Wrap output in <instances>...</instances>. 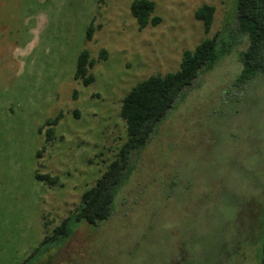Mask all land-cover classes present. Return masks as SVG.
Here are the masks:
<instances>
[{
    "label": "rangeland",
    "instance_id": "obj_1",
    "mask_svg": "<svg viewBox=\"0 0 264 264\" xmlns=\"http://www.w3.org/2000/svg\"><path fill=\"white\" fill-rule=\"evenodd\" d=\"M132 1L0 0V264H257L248 236L264 193V74L232 85L248 44L232 31L236 0H151L160 21L141 29ZM203 4L215 8L208 32L194 16ZM216 34L230 53L132 154L109 219L49 238L126 139V93ZM82 50L94 60L88 84L74 77Z\"/></svg>",
    "mask_w": 264,
    "mask_h": 264
},
{
    "label": "trees",
    "instance_id": "obj_2",
    "mask_svg": "<svg viewBox=\"0 0 264 264\" xmlns=\"http://www.w3.org/2000/svg\"><path fill=\"white\" fill-rule=\"evenodd\" d=\"M154 3L151 0H133L130 3V12L138 23V28L147 24H157L159 17L152 16ZM236 28L232 31L237 37L245 36L248 44L237 54L241 63V70L233 81V87H242L259 74H264V0H236ZM215 8L209 4L198 7L194 16L202 21L203 29L208 32L213 22ZM94 27L92 22L87 27L86 39L92 38ZM217 34L211 38L202 39L193 50L182 52L179 68L164 75L156 74L147 77L132 87L124 96L120 107V116L125 122L126 139L114 151L113 159L106 170L96 180L95 184L85 189L81 195L79 206L72 215L64 218L54 228L49 238H68L72 234L70 222L82 221L96 226L111 216L115 197L119 188L127 180L132 170L131 156L144 149L151 136L158 132V127L166 114L171 110L182 94L192 86L194 80L202 71L213 68L219 57L228 55L230 49L218 52ZM105 50H100L99 57H105ZM94 60L90 58L87 50H82L77 56L74 77L81 79L84 84L93 80L88 73ZM61 114L47 122L46 141L52 134L51 125L57 123ZM41 130V128H40ZM37 178L53 183L55 177L48 174H36ZM259 212L256 225L250 226L251 234L248 239L258 244L257 264H264V193L260 198ZM240 213L237 215L239 218ZM239 241L237 242L238 246ZM227 251V257L237 251ZM220 256H222L220 254ZM221 259H215L212 264H219Z\"/></svg>",
    "mask_w": 264,
    "mask_h": 264
},
{
    "label": "flooded vegetation",
    "instance_id": "obj_3",
    "mask_svg": "<svg viewBox=\"0 0 264 264\" xmlns=\"http://www.w3.org/2000/svg\"><path fill=\"white\" fill-rule=\"evenodd\" d=\"M182 258H184V261L182 263V264H184V262H186L187 260H186L185 256H182Z\"/></svg>",
    "mask_w": 264,
    "mask_h": 264
}]
</instances>
